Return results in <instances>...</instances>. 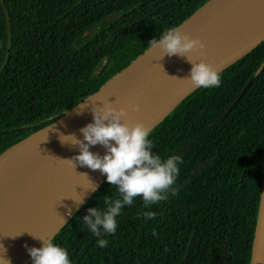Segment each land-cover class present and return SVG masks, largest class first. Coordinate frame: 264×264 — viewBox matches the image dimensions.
Returning a JSON list of instances; mask_svg holds the SVG:
<instances>
[{
	"label": "trees",
	"instance_id": "1",
	"mask_svg": "<svg viewBox=\"0 0 264 264\" xmlns=\"http://www.w3.org/2000/svg\"><path fill=\"white\" fill-rule=\"evenodd\" d=\"M206 1L0 0V153ZM218 74V87H198L148 132L155 153L181 158L175 195L147 208L136 197L101 248L81 218L117 197L104 182L51 238L72 264H250L264 180V41Z\"/></svg>",
	"mask_w": 264,
	"mask_h": 264
},
{
	"label": "water",
	"instance_id": "2",
	"mask_svg": "<svg viewBox=\"0 0 264 264\" xmlns=\"http://www.w3.org/2000/svg\"><path fill=\"white\" fill-rule=\"evenodd\" d=\"M175 28L203 45L183 55L192 62L203 60L219 73L264 41V0H207ZM161 55L159 48L148 46L92 94L0 153V245L6 250L15 248L10 236L14 235V211L22 196L35 193L38 180L51 169L62 168L78 153V148L69 144L70 137L61 135L80 139L79 129L91 121L92 110L105 103L122 109V122L129 126L153 118L149 132L198 88L186 79L191 65L184 57ZM89 150L103 153L99 144ZM104 182L98 171L95 188ZM91 193L82 197L49 239ZM263 256L264 180L250 264H262Z\"/></svg>",
	"mask_w": 264,
	"mask_h": 264
},
{
	"label": "clouds",
	"instance_id": "3",
	"mask_svg": "<svg viewBox=\"0 0 264 264\" xmlns=\"http://www.w3.org/2000/svg\"><path fill=\"white\" fill-rule=\"evenodd\" d=\"M151 47L159 48L164 55L182 56L191 65L187 80L194 87L213 88L221 83L220 75L203 60L192 62L183 54L193 49H200L203 45L199 40L190 39L186 34L176 28L162 32L159 37L149 40ZM133 110L136 106L133 105ZM124 111L116 110L105 103L92 110L91 121L79 129L80 139L72 134L61 135L70 137V143L78 148L73 159L90 170H98L104 176L109 186H115L118 193L116 198L104 199V207H89L81 220L95 236L99 247H106L108 240L104 237L114 234L117 229V217L125 206L134 203L139 197L144 206L157 204L166 200L169 195H175V183L179 174L181 158L169 155L162 158L152 150V143L148 139V130L141 123L132 126L122 122ZM62 142V141H61ZM99 144L103 155L89 151L91 146ZM72 164V160H68ZM87 190L95 192L96 188L91 182ZM76 203L81 202L73 200ZM68 214V213H66ZM144 217L153 219L155 213L145 211ZM156 235L155 231L152 233ZM15 237V236H10ZM39 240V247H26L31 264H72L67 250L51 239ZM6 249L0 245V264H10L5 255Z\"/></svg>",
	"mask_w": 264,
	"mask_h": 264
},
{
	"label": "bare ground",
	"instance_id": "4",
	"mask_svg": "<svg viewBox=\"0 0 264 264\" xmlns=\"http://www.w3.org/2000/svg\"><path fill=\"white\" fill-rule=\"evenodd\" d=\"M154 121L150 118L142 124L147 129ZM75 155L69 159L72 164L67 161L62 168L48 171L38 180L35 193L23 195L17 204L14 211L15 248L6 250L5 253L10 264H25L30 259L26 247H39L41 243L32 236L49 239L78 204L73 200H78L79 197L82 199L90 192L87 190L89 182L96 185L98 170L80 166L73 159Z\"/></svg>",
	"mask_w": 264,
	"mask_h": 264
},
{
	"label": "rangeland",
	"instance_id": "5",
	"mask_svg": "<svg viewBox=\"0 0 264 264\" xmlns=\"http://www.w3.org/2000/svg\"><path fill=\"white\" fill-rule=\"evenodd\" d=\"M118 18H119V15H117V14H113V15L109 16L102 23L97 24L96 27H94L92 30L87 32L83 36V41H86L87 39L91 38L96 32H98V30L105 29L110 23L114 22Z\"/></svg>",
	"mask_w": 264,
	"mask_h": 264
}]
</instances>
